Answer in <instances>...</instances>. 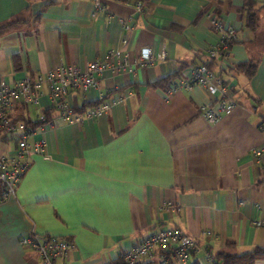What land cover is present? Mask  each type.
Here are the masks:
<instances>
[{"label":"crops","instance_id":"1","mask_svg":"<svg viewBox=\"0 0 264 264\" xmlns=\"http://www.w3.org/2000/svg\"><path fill=\"white\" fill-rule=\"evenodd\" d=\"M143 1L139 13L136 0H104L105 12L94 15L92 0H0V27L16 24L0 36V84L61 64L84 67L123 48L124 20L131 30L123 49L132 56L146 47L167 53L165 61L107 73L97 88L70 96L81 106L115 90L122 101L110 112L37 129L32 141L43 140L44 152L33 154L16 195L0 204V264H43L20 242L31 233L73 243L55 264L121 262V252L170 227L195 241L188 264H212L209 256L228 242L233 254L264 248V0H248L258 16L254 30L247 0ZM212 15L237 30L213 70L238 91L239 105L215 123L199 109L215 94L200 86L171 92L192 66L212 61L208 50L219 41ZM250 60L259 62L253 78L233 72ZM167 78L169 85L157 84ZM51 104L44 93L37 106L18 104L12 115L37 123L41 112L56 114ZM16 148L13 136L0 133V156Z\"/></svg>","mask_w":264,"mask_h":264},{"label":"built area","instance_id":"2","mask_svg":"<svg viewBox=\"0 0 264 264\" xmlns=\"http://www.w3.org/2000/svg\"><path fill=\"white\" fill-rule=\"evenodd\" d=\"M92 4L94 15L105 12L104 0H92ZM134 6L137 12H144L143 0H136ZM211 25L219 35V41L209 48L208 56L212 60L225 58L229 55L230 46L237 39V30L225 24L216 15H212ZM130 30V24L124 20L120 34L123 48L129 44ZM123 48L112 49L101 59L92 60L84 67L61 64L12 85L5 82L0 84V133L13 136L17 141L13 154L0 156V183L3 185L0 204L10 196L16 195L19 183L31 166V157L33 154H43L45 149L43 140L32 141L37 129L28 127L23 120L13 117L14 108L18 104L29 108L37 106L40 97L47 93L51 98L52 110L56 114L48 118L45 112H41L39 122L42 123V128L49 127L54 130L64 124L82 125L88 119L110 112L113 106L122 101V97L115 92L105 94L99 99L97 106L84 114L74 111L70 96L75 92L97 88L100 79L107 73H136L140 68L153 66L167 59L166 52L156 54L151 47L143 48L136 56H132ZM195 86H200L217 96L215 100L204 103L199 108L201 115L211 123L219 121L224 113L231 112L239 105L231 85L203 63L192 66L189 78L173 84L171 92L180 89L191 90ZM215 103L217 107L214 106ZM262 150L255 149V155H261ZM167 206L173 208L170 204ZM20 242L22 246L36 250L43 264H55L58 258H67L74 247L71 241L36 233L22 236ZM194 248L195 241L184 229L170 227L150 233L129 250L121 252V264H188ZM209 261L214 264L212 256H209Z\"/></svg>","mask_w":264,"mask_h":264},{"label":"trees","instance_id":"3","mask_svg":"<svg viewBox=\"0 0 264 264\" xmlns=\"http://www.w3.org/2000/svg\"><path fill=\"white\" fill-rule=\"evenodd\" d=\"M246 6L248 8L247 26L251 30H254L257 27V22H258L257 12L253 9L252 1H248ZM15 25H16L15 23H11L7 26H1L0 27V36L3 35L4 33H6V31L11 29ZM203 64H206L211 70H213L214 59L212 61H209V62H203ZM258 65H259L258 61L250 60V61L238 64L234 68L233 72L235 71V73H244L248 76V78H253L257 72ZM219 75L222 76V74H219ZM223 79H225V78L223 77ZM170 81L171 80L169 78H167L166 80L159 81L157 84L159 86H162L164 84L169 85ZM231 87L233 89L234 95H236L238 91L235 89L234 86H231ZM113 92H115V90L109 91L107 95H109ZM99 103H100V101H96V102L89 103V104L84 103L81 106H78V104L75 103L73 105V109L77 113L84 114L90 108L97 106ZM46 115L48 118L51 117L48 112L46 113ZM21 120H23L28 127H32L34 129H38L42 125L41 122L34 123V122H32L28 119H25V118H22ZM2 190H3V185L0 183V193L2 192ZM234 246H235L234 242H228L227 248L225 250L218 252L215 255H212V257L214 259L213 263L214 264H255L257 260L264 259V248L257 247V248H254V249L247 251V252H244V253L233 254L231 252V249ZM113 264H121V262H117V263H113ZM190 264H200V262L196 259V260L192 261Z\"/></svg>","mask_w":264,"mask_h":264}]
</instances>
